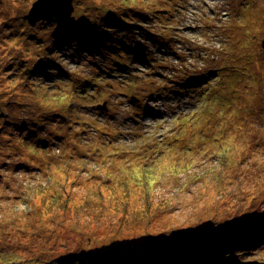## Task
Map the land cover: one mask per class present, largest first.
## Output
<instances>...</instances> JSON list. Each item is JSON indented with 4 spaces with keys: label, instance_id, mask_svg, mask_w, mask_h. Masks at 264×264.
Returning <instances> with one entry per match:
<instances>
[{
    "label": "rangeland",
    "instance_id": "obj_1",
    "mask_svg": "<svg viewBox=\"0 0 264 264\" xmlns=\"http://www.w3.org/2000/svg\"><path fill=\"white\" fill-rule=\"evenodd\" d=\"M34 1L0 0V264L205 247L264 264V0H74L94 17L73 37V17L23 20ZM124 6L164 16L166 46L128 32L144 48L112 77L126 59L104 48L102 11Z\"/></svg>",
    "mask_w": 264,
    "mask_h": 264
},
{
    "label": "trees",
    "instance_id": "obj_2",
    "mask_svg": "<svg viewBox=\"0 0 264 264\" xmlns=\"http://www.w3.org/2000/svg\"><path fill=\"white\" fill-rule=\"evenodd\" d=\"M78 1V0H77ZM74 5V3H73ZM133 8H128L126 9V6L116 9V10H120V12H116L113 11L112 9H103L102 11V16L103 18H105L106 22L109 24L108 27L104 28L103 33L101 34V40L105 38L106 42H104L107 46L104 48H107L106 50L108 52H113L112 50H115V48L117 50H119L120 52H118V57H122L123 60L126 59V65L123 63H119L114 67H111L109 69H107V72H112V77L116 76L113 73H116L118 71H126L128 69H130V63L133 60H136V58H132L131 54L136 53L137 55L140 53L139 51L141 50V48H144V43H141L139 41H137L136 45H132L131 44V32L132 30H134L135 28H141L140 33L142 32H147L146 35L150 36V40L152 41H156V38H160L162 39L163 37H160V35L157 32V28H162L159 24L160 21H162V23L164 24V16H162L156 9L154 10V14L151 15V13L147 12L148 10H146V12H141L142 18L140 19L137 17V12L132 13V11H130ZM93 10V8H92ZM105 15V16H104ZM129 16V17H128ZM73 17V16H72ZM94 17V13L93 11L90 13V15H88L87 17H76L74 16L72 18V20H74V25H73V30L74 31H70V37L72 36H76V34L81 33L82 30H79L81 27L85 28L86 26V18H92ZM127 20H129L130 22V26L128 27V25L126 26V30H120L121 26L123 25L124 22H126ZM144 24H149L150 26H145ZM159 23V24H158ZM115 25H119V27L116 30H113L112 27ZM85 32V31H84ZM123 33H126V37H124ZM138 33V32H136ZM129 34V36H128ZM88 35H93L91 32H89ZM83 38V37H80ZM112 41H117L118 43L116 44L115 42H111ZM128 42L126 44H124L125 42ZM158 43H154V44H160L161 46H166L164 44H161L159 40H157ZM153 45V44H152ZM262 45V44H261ZM114 46V47H113ZM102 48L101 51L104 49ZM169 49V47H168ZM105 51V50H104ZM69 53V51H68ZM110 57V56H109ZM108 57V58H109ZM137 61V60H136ZM57 66V65H55ZM59 68V72L61 74H59L60 78H65V73L63 70V67L61 68L60 66H58ZM56 70V69H54ZM102 72V75H105L104 71L100 70V73ZM53 74V73H51ZM108 76V75H107ZM205 82V80H203ZM84 84V89L85 90H91L93 87H95V84L90 83L87 80L83 81ZM168 97V96H167ZM135 137V136H134ZM137 138V137H135ZM154 149L153 147H148L146 148L147 151H150ZM49 194V193H47ZM51 194H54V196H52ZM56 194L54 192H51L48 196V199L51 203H56L59 200L62 199V197H56ZM52 196V197H51ZM68 200L65 199L63 205H64V209H67L69 206V202H67ZM30 204V203H29ZM127 203L121 206H123V210L127 213L128 209L126 207ZM81 206V205H80ZM78 207V206H77ZM144 209L146 210H150V206H145ZM122 210V211H123ZM122 211H120V216L123 217L124 214L122 213ZM66 214H68L67 212H65ZM69 215V214H68ZM235 245L231 246L234 247ZM210 248H203L200 251H198V255H193V252L190 253L191 256H189L188 258H184V259H180L181 257H178V259H176L177 257H175L174 259L169 258L168 261H166L164 264H219L217 262H220V259H218V252L220 250H215L213 254H210ZM236 249V248H235ZM209 251V253H208ZM129 256L124 257L122 254H118L115 252H110V253H106V252H96V253H85V254H77L75 256H70L67 258V260L62 263V264H139L138 262H130V258L134 261L135 257H137L135 254H129ZM128 259V260H126ZM125 261V262H123ZM148 264H152V263H148Z\"/></svg>",
    "mask_w": 264,
    "mask_h": 264
},
{
    "label": "water",
    "instance_id": "obj_3",
    "mask_svg": "<svg viewBox=\"0 0 264 264\" xmlns=\"http://www.w3.org/2000/svg\"><path fill=\"white\" fill-rule=\"evenodd\" d=\"M74 0H35L28 14L23 16L30 26L36 23H56L64 26L69 22L74 13ZM264 48V39L262 42Z\"/></svg>",
    "mask_w": 264,
    "mask_h": 264
},
{
    "label": "bare ground",
    "instance_id": "obj_4",
    "mask_svg": "<svg viewBox=\"0 0 264 264\" xmlns=\"http://www.w3.org/2000/svg\"><path fill=\"white\" fill-rule=\"evenodd\" d=\"M187 5V4H186Z\"/></svg>",
    "mask_w": 264,
    "mask_h": 264
}]
</instances>
